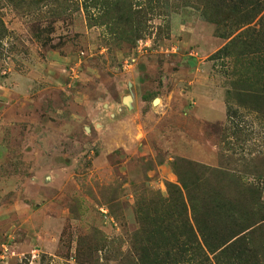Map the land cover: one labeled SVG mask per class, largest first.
<instances>
[{
	"label": "rangeland",
	"instance_id": "1",
	"mask_svg": "<svg viewBox=\"0 0 264 264\" xmlns=\"http://www.w3.org/2000/svg\"><path fill=\"white\" fill-rule=\"evenodd\" d=\"M1 253L264 264V0H0Z\"/></svg>",
	"mask_w": 264,
	"mask_h": 264
},
{
	"label": "built area",
	"instance_id": "2",
	"mask_svg": "<svg viewBox=\"0 0 264 264\" xmlns=\"http://www.w3.org/2000/svg\"><path fill=\"white\" fill-rule=\"evenodd\" d=\"M33 255H34V253H33ZM33 255H32V256H33ZM3 257H4V255H3V253H1V254H0V260H3Z\"/></svg>",
	"mask_w": 264,
	"mask_h": 264
}]
</instances>
